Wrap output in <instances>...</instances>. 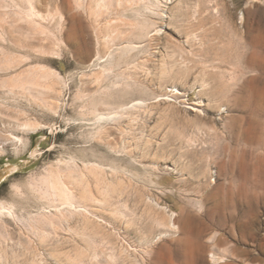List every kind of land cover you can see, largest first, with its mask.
<instances>
[{
	"label": "rangeland",
	"instance_id": "374dc122",
	"mask_svg": "<svg viewBox=\"0 0 264 264\" xmlns=\"http://www.w3.org/2000/svg\"><path fill=\"white\" fill-rule=\"evenodd\" d=\"M0 264H264V0H0Z\"/></svg>",
	"mask_w": 264,
	"mask_h": 264
},
{
	"label": "bare ground",
	"instance_id": "6f19581e",
	"mask_svg": "<svg viewBox=\"0 0 264 264\" xmlns=\"http://www.w3.org/2000/svg\"><path fill=\"white\" fill-rule=\"evenodd\" d=\"M232 199H233V202L231 204H227V203H223V202H217V204H216V210H217L216 213L218 215L217 216L218 217L217 218V224L221 225V224H224L225 222H228L229 224L232 225V228H236V229L240 228L241 229L246 224L243 221L246 214L244 211H242L240 209L238 210V205L234 201V198H232ZM209 219H212V217H210ZM212 220H214V219H212ZM242 240H243V235L240 236V241H242ZM219 243H223L222 240H220Z\"/></svg>",
	"mask_w": 264,
	"mask_h": 264
}]
</instances>
